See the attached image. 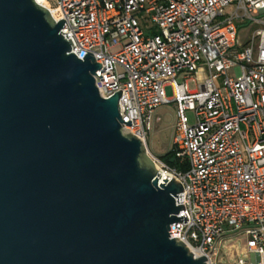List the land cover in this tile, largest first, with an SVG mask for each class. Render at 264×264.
Here are the masks:
<instances>
[{
	"label": "built area",
	"instance_id": "built-area-1",
	"mask_svg": "<svg viewBox=\"0 0 264 264\" xmlns=\"http://www.w3.org/2000/svg\"><path fill=\"white\" fill-rule=\"evenodd\" d=\"M40 1L65 21L69 54L101 64L99 95L121 92L123 133L147 149L155 110L175 105L173 145L188 169L147 153L158 181L183 189L170 239L206 264H264V0Z\"/></svg>",
	"mask_w": 264,
	"mask_h": 264
},
{
	"label": "water",
	"instance_id": "water-1",
	"mask_svg": "<svg viewBox=\"0 0 264 264\" xmlns=\"http://www.w3.org/2000/svg\"><path fill=\"white\" fill-rule=\"evenodd\" d=\"M64 22L0 0V264H206L169 237L182 186L123 133L121 92L99 95Z\"/></svg>",
	"mask_w": 264,
	"mask_h": 264
},
{
	"label": "rangeland",
	"instance_id": "rangeland-1",
	"mask_svg": "<svg viewBox=\"0 0 264 264\" xmlns=\"http://www.w3.org/2000/svg\"><path fill=\"white\" fill-rule=\"evenodd\" d=\"M231 9L227 7L224 10V13L229 14ZM246 31L241 30V34L243 32H249L253 30V26H247ZM118 48L112 49V52H116ZM234 72H229L230 76H233ZM182 80V76L177 78V83H180ZM188 88L190 91L196 89V85L194 82L188 83ZM165 93L168 98H170L172 93V88L170 86L165 88ZM187 117L190 121L193 119V115L191 113H187ZM175 105L167 104L158 107L152 117V123L150 131L146 137L147 150L149 154L153 157H160L166 154L173 146V137L175 130ZM235 240L245 242L244 238L237 237Z\"/></svg>",
	"mask_w": 264,
	"mask_h": 264
},
{
	"label": "trees",
	"instance_id": "trees-1",
	"mask_svg": "<svg viewBox=\"0 0 264 264\" xmlns=\"http://www.w3.org/2000/svg\"><path fill=\"white\" fill-rule=\"evenodd\" d=\"M159 158L162 162H164L166 165H168L171 168L177 169L182 172L188 169V165L185 159H181L176 156L174 145L166 154L160 156Z\"/></svg>",
	"mask_w": 264,
	"mask_h": 264
},
{
	"label": "bare ground",
	"instance_id": "bare-ground-1",
	"mask_svg": "<svg viewBox=\"0 0 264 264\" xmlns=\"http://www.w3.org/2000/svg\"><path fill=\"white\" fill-rule=\"evenodd\" d=\"M35 2L37 3V4H39L40 6H45V5H43L42 3H41V1L40 0H35ZM44 8V7H43ZM146 152L148 153V150L146 149Z\"/></svg>",
	"mask_w": 264,
	"mask_h": 264
}]
</instances>
